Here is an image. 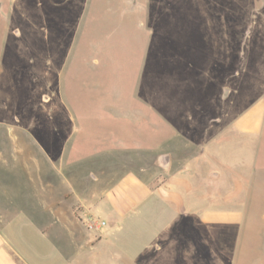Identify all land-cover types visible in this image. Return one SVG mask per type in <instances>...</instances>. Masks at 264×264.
I'll return each instance as SVG.
<instances>
[{"label":"crops","instance_id":"crops-1","mask_svg":"<svg viewBox=\"0 0 264 264\" xmlns=\"http://www.w3.org/2000/svg\"><path fill=\"white\" fill-rule=\"evenodd\" d=\"M90 1L80 0L82 7H89ZM215 1L207 7L219 26H210L209 12L205 20L199 19L214 27L219 41L238 27L228 20H239L244 11L239 3L236 16L226 17ZM57 2L52 1V7ZM119 3L130 13L146 16L151 32L147 45L162 21L159 11L176 17L183 7L197 21L200 9L197 0ZM256 3L259 21L253 23L254 30H264V0ZM73 52L66 55L55 74L56 85L52 83L40 102L51 107L43 123L54 144H60L57 150L45 154L41 165L13 158L10 167L17 175L9 183L0 167V264H101L116 258L114 251L123 253L116 258L120 264H186V254L191 264H250L257 254L263 257L259 264L264 263V230L254 231L255 250H246L247 222L264 221L257 207L264 200V89L230 121L226 110L233 105L234 89L228 79L236 76L229 60L217 56L206 64L204 79L188 76L192 100H177L172 113L148 102L135 84L128 101L74 102L63 86ZM143 60L134 75L142 76ZM258 80L254 85L264 78ZM83 105L93 117H86ZM13 122L7 123L24 130L17 117ZM3 123L0 120V161L15 152H7L11 140ZM13 131L11 127L16 141ZM9 188L12 193L6 198ZM88 219L95 225L90 227ZM225 251V260L217 259Z\"/></svg>","mask_w":264,"mask_h":264},{"label":"rangeland","instance_id":"rangeland-1","mask_svg":"<svg viewBox=\"0 0 264 264\" xmlns=\"http://www.w3.org/2000/svg\"><path fill=\"white\" fill-rule=\"evenodd\" d=\"M52 1L56 0H0V120L4 122L3 129L11 140L7 152L15 151L0 161L6 183L13 181L17 175L10 167L14 164L13 158L20 163L41 165L45 154L55 152L60 145L50 139L51 135L43 123L45 113L51 107L40 102L46 100V90L53 89L52 83L56 85L55 74L66 55L73 52V41L76 45L73 63L70 62L65 73L63 86L74 102L128 101L129 92L133 91L135 84L138 90L141 88L148 102L160 104L172 113L175 109L173 103L177 100H192L188 76L204 79L206 64L213 63L217 56H225L227 62L229 60L230 71L236 76L228 79L229 86L234 89L230 95L233 105L226 110L230 121L237 111L249 106L259 89H264V80L260 84L255 82V85L253 82L264 78V30H254L253 26L258 19L256 0L215 1L226 17L236 16L234 10L237 7L240 9L239 3L244 11L239 20H228V23L233 21L238 27L223 39L219 37V41L214 29L219 24L212 18V8L207 7L212 0H197L200 7L197 21L190 19V14L183 7L179 8L176 17L161 10L158 14L162 21L156 25V34L150 46L147 45L148 33L151 32L147 30L146 16L142 18L141 13H130L127 5L119 3L120 0H91L89 7H82L80 0H58L57 6L52 7ZM164 2L172 4L173 0ZM208 12L211 16L209 24L214 26L212 29L200 22L205 20ZM209 38L211 41L208 43ZM206 42V52L210 54L207 60L204 52ZM141 58H144L142 76H137L138 73L134 75V72L139 69ZM214 79L221 81L218 77ZM206 86L202 84L201 90ZM220 86L218 83L217 88ZM82 110L88 112L86 117H93L85 105ZM65 115L60 114V117ZM14 117L20 120L24 130L18 132L17 127L7 123H14ZM67 125L64 122V126ZM11 127L16 141H12L10 136ZM229 127L228 139L233 144L234 131ZM262 141L264 143V136ZM16 150L21 152L18 154ZM11 193L10 188L6 189L5 197ZM260 202L257 207L264 212V200ZM247 224L250 237L246 250L251 254L254 249L252 234L258 228L264 230V221L253 220ZM134 244L137 245V242ZM120 245L125 247L126 242ZM135 250L133 245V252ZM122 254L114 251L116 258ZM225 255L226 251L220 253L217 259L224 257L221 258L224 261ZM116 258L100 263L120 264ZM262 258L258 254L252 255L250 264H259L263 262ZM185 259L186 264H191L193 260L187 254ZM194 263L202 264L198 261Z\"/></svg>","mask_w":264,"mask_h":264},{"label":"built area","instance_id":"built-area-1","mask_svg":"<svg viewBox=\"0 0 264 264\" xmlns=\"http://www.w3.org/2000/svg\"><path fill=\"white\" fill-rule=\"evenodd\" d=\"M86 223L91 227V226H94L96 222L92 219H88L86 220Z\"/></svg>","mask_w":264,"mask_h":264}]
</instances>
